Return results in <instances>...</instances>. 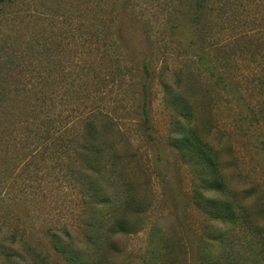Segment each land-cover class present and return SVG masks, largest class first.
Segmentation results:
<instances>
[{"label": "rangeland", "instance_id": "374dc122", "mask_svg": "<svg viewBox=\"0 0 264 264\" xmlns=\"http://www.w3.org/2000/svg\"><path fill=\"white\" fill-rule=\"evenodd\" d=\"M197 1L0 3V264H264V0Z\"/></svg>", "mask_w": 264, "mask_h": 264}, {"label": "trees", "instance_id": "16d2710c", "mask_svg": "<svg viewBox=\"0 0 264 264\" xmlns=\"http://www.w3.org/2000/svg\"><path fill=\"white\" fill-rule=\"evenodd\" d=\"M4 0H0V3H2ZM202 1V0H201ZM195 3V8L201 7V3L197 0H194ZM143 69L146 71V66L143 65ZM146 88L145 85H142V103H141V108H142V115H143V120L144 122H147V112H146V107H147V102H146ZM92 113V112H90ZM92 114L90 115L87 121L88 124L85 129V133L83 134L82 137V142H78L79 145V153H81L85 157V161H82V165L79 166V170L82 169H90V171H95L96 167L99 166L101 163V158L102 157H109V148H105V140H103V135L99 133L98 129H96L97 126V117ZM93 116L91 119L90 117ZM192 135L189 138H185L183 141L189 142L190 145H198L199 147H203L205 143H203L199 137H198V132L197 128L193 125L189 127ZM198 152L201 154V162H206L209 166L213 167V170H215L217 166V161L216 158H211L209 155L207 156L201 149H197ZM199 155V156H200ZM105 164H103L102 168H105ZM111 166V165H110ZM102 170V169H99ZM92 180L87 182V185L85 186L86 188V194H88V199L85 200L90 206L88 207V210H92L93 205L97 204L98 202H104L108 201L105 198V194L103 193L102 195H97L96 192L94 191V184L91 182ZM205 182L208 184V188H215L217 193H220L221 195L223 194L222 199H212L210 202L211 203H216L217 205L224 203L228 204L230 202L228 199H223L226 196V188L225 184L223 183L222 177L218 174L215 178L211 179H205ZM226 193V194H225ZM200 200H205V198L201 195L198 196ZM209 201V199H207ZM224 213V211H222ZM90 218L91 215L88 214ZM221 218V216H220ZM89 226V231L92 230V222L88 224ZM117 228L121 231H124V227L122 225H118ZM58 238V241L55 240V248L58 250L59 253L63 254L64 256L67 257L68 261L70 264H97L94 262L92 256L90 255L89 252H87V248H82L79 249L77 248V253L74 252L75 249L73 247L64 245V242L62 241L63 239L61 236L56 235L54 236V239ZM84 243L83 246L87 247L90 244V239H87L86 241H82ZM68 243V242H67Z\"/></svg>", "mask_w": 264, "mask_h": 264}]
</instances>
